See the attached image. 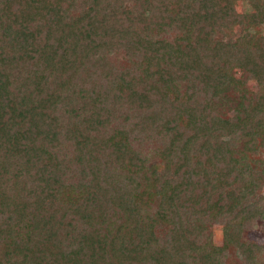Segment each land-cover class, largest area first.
I'll return each instance as SVG.
<instances>
[{"label":"trees","instance_id":"16d2710c","mask_svg":"<svg viewBox=\"0 0 264 264\" xmlns=\"http://www.w3.org/2000/svg\"><path fill=\"white\" fill-rule=\"evenodd\" d=\"M245 1L0 0V264H264V0Z\"/></svg>","mask_w":264,"mask_h":264},{"label":"rangeland","instance_id":"374dc122","mask_svg":"<svg viewBox=\"0 0 264 264\" xmlns=\"http://www.w3.org/2000/svg\"><path fill=\"white\" fill-rule=\"evenodd\" d=\"M234 3L237 9L240 11H247L250 9L245 0H234ZM242 32L252 33L255 32V30L247 25H237L233 28L232 34L225 33L223 36L228 37V35H237ZM242 89L244 92L253 93L257 91V85L254 80H242ZM221 93L222 94L220 97L212 100V105L218 114L224 116L231 115L234 112V110L231 109V106H233L236 101V94L234 93V90H232L229 86H226L225 88L223 87ZM260 157L264 160V154H262ZM262 178L263 177H260V183L257 184V187L254 190L253 201L264 208V179ZM219 227V225H216L214 228L212 226L210 227V229H216V237L214 239L215 242H220L221 240V235L217 233L219 231ZM248 235L252 240H255L256 243L262 244L264 246V226H262L261 223L256 225L255 228L249 230ZM234 252L236 254L239 253L238 250ZM261 258L264 260V248L261 252ZM226 260L228 264H236L238 261L237 258L233 254H231V250L229 251Z\"/></svg>","mask_w":264,"mask_h":264}]
</instances>
